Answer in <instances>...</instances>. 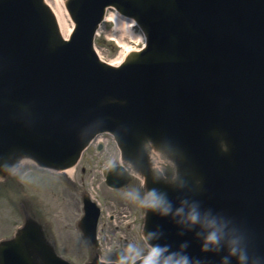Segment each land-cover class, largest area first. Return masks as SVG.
Masks as SVG:
<instances>
[{
	"label": "water",
	"instance_id": "95a60500",
	"mask_svg": "<svg viewBox=\"0 0 264 264\" xmlns=\"http://www.w3.org/2000/svg\"><path fill=\"white\" fill-rule=\"evenodd\" d=\"M108 4L135 15L151 33L149 50L120 70L99 65L89 49L95 25ZM71 8L80 28L70 43L60 45L49 13L40 2L0 0V165L19 152L32 153L51 165H70L90 132L101 123L132 146L141 134L159 139L164 134L163 140L177 148L175 129L166 124L163 103L173 113L169 98L182 88L192 110L199 111L198 102L202 103L207 122L218 125L210 92L195 94L180 82L183 77L176 81L166 76L171 69L182 67L194 71L212 68L215 58L223 57L228 42L236 45L230 36L236 27L245 30L242 23L246 19H231L213 0H73ZM237 47L241 48V40ZM254 66L264 67V55L255 52L246 59L244 85L257 86L264 80V75L257 77L251 71ZM229 70L231 67L221 72L220 79ZM135 82L138 94L130 85ZM108 93L122 95L127 104H103L95 98L104 99ZM109 115L125 124L111 123L104 118ZM83 117L88 120L82 121ZM197 117L204 129L203 118ZM254 117L252 124L264 130V116L255 113ZM231 127L247 149L264 143V136L246 134L235 124ZM185 150L198 170L202 169L200 160Z\"/></svg>",
	"mask_w": 264,
	"mask_h": 264
},
{
	"label": "rangeland",
	"instance_id": "374dc122",
	"mask_svg": "<svg viewBox=\"0 0 264 264\" xmlns=\"http://www.w3.org/2000/svg\"><path fill=\"white\" fill-rule=\"evenodd\" d=\"M134 38L132 35L124 33L115 22H106L102 25L100 29V35L97 40L101 45H98L100 50L109 57H114L118 55V52L121 49H129L133 47H140L141 39L138 37L140 34L139 29H134ZM117 41L121 47L117 46L115 42ZM117 149L115 145L110 142L108 149L102 153L96 154L94 149L90 150V152L85 157V161H88L91 164H94L99 157L103 158V162L105 164L110 163V161L117 156ZM84 162V161H83ZM164 171H166V166H163ZM33 173V172H32ZM79 174V168L76 171V175ZM80 175V174H79ZM35 178V176H33ZM32 178V180H34ZM39 178V176H38ZM35 178L38 182H41ZM53 185L59 182V179L55 176H52ZM87 181H90V175H86ZM33 182V181H32ZM41 183H45L43 180ZM65 188V187H64ZM63 189V188H62ZM68 192L54 190V192L50 195V207H41V212L44 213L45 210L49 212V218L47 221L51 224L53 229V233L58 241V246L62 250V252L70 255L73 260L77 264H84L89 258V248L84 244L81 235L76 227H74V222L77 220L80 213V199L79 196L74 193L75 189L71 187V185H67ZM139 188V180H134L133 185L127 189V191H112L106 185L101 183L99 188H97V192L100 194L102 198V202L105 206L109 208L108 212H112L111 206L116 207H126L127 205H132L130 207L132 210V217L135 216L138 218V223L135 225L134 229L131 232H123L122 234L116 233L113 228H109V226H104V232H110L113 236L114 240L119 242H123L124 240L131 243V251L130 254H135V247L139 243L143 242L141 237V218H142V209L140 204L132 203L130 198L132 195L129 193H134L138 191ZM66 190V189H64ZM44 191L45 189H41L38 191L41 195L38 196V192L34 194L37 195L39 199L44 200ZM61 195L66 199L67 203L61 199ZM109 214V213H108ZM48 216V214H47ZM108 219L105 218V220ZM123 235L124 237H121ZM142 253V252H141ZM106 256V255H104Z\"/></svg>",
	"mask_w": 264,
	"mask_h": 264
},
{
	"label": "bare ground",
	"instance_id": "6f19581e",
	"mask_svg": "<svg viewBox=\"0 0 264 264\" xmlns=\"http://www.w3.org/2000/svg\"><path fill=\"white\" fill-rule=\"evenodd\" d=\"M54 11L56 14V17L59 21V26L63 32L64 35H67L69 33V31L71 30L73 23L71 18L69 17L65 7H64V2L63 0H48ZM107 19H114L117 21L118 26L120 27V29L122 31H124V33H129L131 35H133V31L131 30L130 27H132L133 25H135L133 20H130L131 22H125L122 18L119 17L118 13H110L107 15ZM73 169V168H72ZM71 170L70 173H71Z\"/></svg>",
	"mask_w": 264,
	"mask_h": 264
},
{
	"label": "clouds",
	"instance_id": "9594fccd",
	"mask_svg": "<svg viewBox=\"0 0 264 264\" xmlns=\"http://www.w3.org/2000/svg\"><path fill=\"white\" fill-rule=\"evenodd\" d=\"M129 195H132V193H129ZM143 204L146 206H151V207H156L158 205V201L152 200V201H142ZM193 220L196 219L195 216L192 217ZM215 235H210L209 240H214ZM129 251H131V246L129 247ZM158 255V252L156 249H153L143 260V264H156L155 262V257ZM101 260H104V257L100 258ZM127 257H121V261L123 262L124 260H127ZM133 260H135V257H133ZM182 264H187L186 261L182 262Z\"/></svg>",
	"mask_w": 264,
	"mask_h": 264
}]
</instances>
